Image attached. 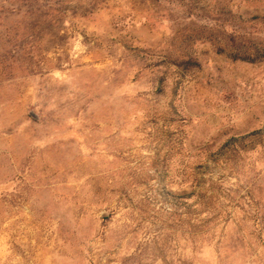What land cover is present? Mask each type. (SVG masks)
<instances>
[{
  "label": "rangeland",
  "instance_id": "rangeland-1",
  "mask_svg": "<svg viewBox=\"0 0 264 264\" xmlns=\"http://www.w3.org/2000/svg\"><path fill=\"white\" fill-rule=\"evenodd\" d=\"M0 264H264V0H0Z\"/></svg>",
  "mask_w": 264,
  "mask_h": 264
}]
</instances>
